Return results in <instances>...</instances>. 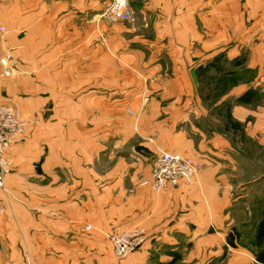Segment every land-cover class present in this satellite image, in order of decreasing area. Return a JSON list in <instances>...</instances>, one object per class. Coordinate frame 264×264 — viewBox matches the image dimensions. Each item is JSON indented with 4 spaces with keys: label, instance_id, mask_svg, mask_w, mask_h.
<instances>
[{
    "label": "crops",
    "instance_id": "1",
    "mask_svg": "<svg viewBox=\"0 0 264 264\" xmlns=\"http://www.w3.org/2000/svg\"><path fill=\"white\" fill-rule=\"evenodd\" d=\"M126 2L128 23L103 0H0V102L27 122L5 154L0 264H250L227 243L233 148L180 126L208 114L190 74L239 56L264 0ZM159 151L201 163L198 182L152 191ZM134 228L146 240L119 260L108 234Z\"/></svg>",
    "mask_w": 264,
    "mask_h": 264
},
{
    "label": "rangeland",
    "instance_id": "2",
    "mask_svg": "<svg viewBox=\"0 0 264 264\" xmlns=\"http://www.w3.org/2000/svg\"><path fill=\"white\" fill-rule=\"evenodd\" d=\"M103 1L105 9L109 0ZM131 11L133 19L134 11ZM105 17L108 18L107 12ZM131 20L111 22L128 23ZM262 20V26L249 20L245 27L243 26L244 31L241 32L240 38H245L246 41L243 45L241 42H232L230 46L232 51L239 50L240 55H222L219 63L221 72L210 70L198 79L195 73L190 74L192 95L202 100V107L208 114L202 120L191 117L180 126L192 140H197V137L190 134L192 125L200 129H212L233 148L234 163L230 174L231 180L238 188L233 187L232 192V221L236 226L231 228L230 236L236 241L237 253L248 251L246 254L251 258L250 264H255L256 254L251 230L259 221L264 208V17ZM237 61L244 63L235 66ZM250 64L257 67H250ZM249 89L257 91V98L250 104L238 103L237 97ZM127 112L130 113L128 109ZM228 112L232 121L239 124L238 130L230 126L226 129L225 117ZM239 114H243V119L235 118L240 117ZM135 140L137 143L142 142L137 137Z\"/></svg>",
    "mask_w": 264,
    "mask_h": 264
},
{
    "label": "built area",
    "instance_id": "3",
    "mask_svg": "<svg viewBox=\"0 0 264 264\" xmlns=\"http://www.w3.org/2000/svg\"><path fill=\"white\" fill-rule=\"evenodd\" d=\"M107 16L112 21H129L133 17V12L127 6L126 0H109ZM5 74L6 71H0V78ZM26 127L27 122L22 119L15 106L0 102V191L2 192H5V178L11 172V163L5 155L6 150L15 138L24 133ZM201 169L202 165L191 158L178 153L159 151L152 162L150 178L146 183L155 193L165 192L170 188H176L180 182L196 184ZM2 211L3 206L0 203V214ZM85 230L89 231L90 226H86ZM108 240L114 255L119 260H123L142 246L145 241L144 230L134 228L111 233L108 235Z\"/></svg>",
    "mask_w": 264,
    "mask_h": 264
},
{
    "label": "trees",
    "instance_id": "4",
    "mask_svg": "<svg viewBox=\"0 0 264 264\" xmlns=\"http://www.w3.org/2000/svg\"><path fill=\"white\" fill-rule=\"evenodd\" d=\"M223 56L219 55L216 56L214 59H212L209 63L205 64L204 66H199L194 71L196 78L198 79L199 76L206 75L210 72V70H214L216 72H221L222 67L219 65L220 59H222ZM244 63V61H237L235 66H240ZM257 91L249 89L243 92L241 95H239L236 99L238 103L241 104H250L254 99L257 98ZM226 122V129H229V126L234 129H239V124L232 121V118L229 114V112L226 114L225 117ZM227 243L230 245V247L234 248V239L230 236V238H227ZM253 247L256 249L255 254V264H264V208L261 213V217L259 221L254 226V232H253ZM172 264V263H167ZM214 264V263H211Z\"/></svg>",
    "mask_w": 264,
    "mask_h": 264
}]
</instances>
